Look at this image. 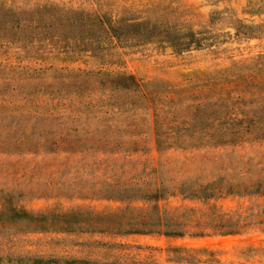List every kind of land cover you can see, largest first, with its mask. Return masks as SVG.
I'll return each mask as SVG.
<instances>
[{
  "label": "rangeland",
  "instance_id": "obj_1",
  "mask_svg": "<svg viewBox=\"0 0 264 264\" xmlns=\"http://www.w3.org/2000/svg\"><path fill=\"white\" fill-rule=\"evenodd\" d=\"M119 75L147 97L110 84ZM207 103L213 116L227 106L247 118L237 130H264V0H0V264H175L173 248L206 249L218 264H264V232L120 237L34 230L13 216L142 207L117 197L158 187L161 211L191 207L203 217L210 207L264 206V193L184 197L264 179V142L156 151V106L180 115ZM191 126L208 130L196 119ZM184 128H175L178 144L188 140Z\"/></svg>",
  "mask_w": 264,
  "mask_h": 264
},
{
  "label": "trees",
  "instance_id": "obj_2",
  "mask_svg": "<svg viewBox=\"0 0 264 264\" xmlns=\"http://www.w3.org/2000/svg\"><path fill=\"white\" fill-rule=\"evenodd\" d=\"M112 31V30H111ZM118 80H110L113 86H119L124 91H131L147 97L144 90L145 86L139 84L131 75H119L115 77ZM143 90V91H142ZM160 92H156V97L160 101ZM164 102V101H163ZM167 105H175V101L169 98L165 103ZM236 103V102H235ZM234 103L232 107L234 108ZM166 106L154 108L156 130L155 148L158 153L170 150H202V149H226L238 147L244 143H262L264 142V130L262 133L252 134L249 129L240 131L237 130L238 125L247 121V118L238 120L227 106L224 109L218 110L219 114L213 116V103L204 105V110L197 111L199 106H189L190 111L175 115L179 109L166 110ZM189 110V112H188ZM200 122L208 130L199 128L194 131V126L191 124L195 121ZM249 122L256 123L257 120L250 119ZM228 124L229 129L217 128L214 124ZM264 123V120H263ZM184 125L186 128L184 139H188L181 143H177L176 139L181 138L177 134L175 128ZM209 125V126H208ZM234 128H236L234 130ZM255 135V136H254ZM255 138V139H253ZM256 142H254V141ZM204 141V144H202ZM187 147H183L185 144ZM182 146V147H181ZM128 192L121 188L120 192ZM181 191V190H180ZM133 196H116L121 202H129L131 198L135 201L143 202L146 206L134 207L126 204L123 208H119L113 212H97L88 209H78L74 212L57 214L53 212L26 214L23 211H13L14 217H24L34 230H56L62 232H99L108 233L115 236H163L169 238H199L207 236H235L251 233L264 232V206L258 204L256 200H251L250 205L245 208H237L230 212H222L210 207V214L202 217V210L182 207L170 210L161 211L157 203L165 198L163 188H157L153 193H142L141 189H132ZM224 194H235L239 196H255L259 193H264V179L262 180H247V181H225L223 184L214 186L213 184L206 185L197 190H191L184 197L197 198L203 202L209 201L212 198H218ZM123 197V196H122ZM212 211H214L212 213ZM170 262L175 264H218L214 254L206 249L200 250H183L173 248V256ZM65 264H99L90 263L87 261L66 262ZM120 264V263H111ZM136 264V263H133ZM142 264V263H141ZM151 264V263H144Z\"/></svg>",
  "mask_w": 264,
  "mask_h": 264
}]
</instances>
